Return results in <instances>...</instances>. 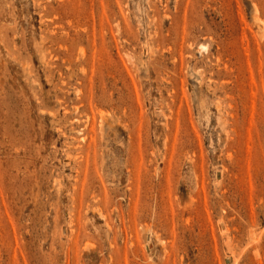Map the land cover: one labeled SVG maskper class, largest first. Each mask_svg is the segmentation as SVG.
<instances>
[{
    "label": "rangeland",
    "instance_id": "374dc122",
    "mask_svg": "<svg viewBox=\"0 0 264 264\" xmlns=\"http://www.w3.org/2000/svg\"><path fill=\"white\" fill-rule=\"evenodd\" d=\"M0 264H264V0H0Z\"/></svg>",
    "mask_w": 264,
    "mask_h": 264
}]
</instances>
